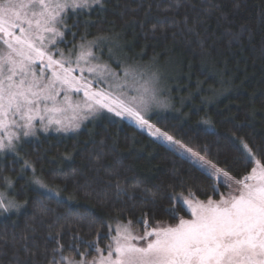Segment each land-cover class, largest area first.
<instances>
[{"label": "trees", "instance_id": "obj_1", "mask_svg": "<svg viewBox=\"0 0 264 264\" xmlns=\"http://www.w3.org/2000/svg\"><path fill=\"white\" fill-rule=\"evenodd\" d=\"M68 26L73 43L103 37L133 64L168 68L186 105L155 127L232 177L253 166L241 143L264 159V0H104ZM214 184L226 192L127 123L105 119L70 138H40L0 157V198L16 207L0 209V264L91 260L89 242L105 248L109 224L174 225L188 216L177 197L219 199Z\"/></svg>", "mask_w": 264, "mask_h": 264}, {"label": "snow or ice", "instance_id": "obj_2", "mask_svg": "<svg viewBox=\"0 0 264 264\" xmlns=\"http://www.w3.org/2000/svg\"><path fill=\"white\" fill-rule=\"evenodd\" d=\"M98 4L101 0H0V130L5 133L0 135V150H14V140L34 135L37 120L45 131L56 125L57 131L67 132L79 128L80 121L89 115L107 110L130 119L173 151L186 154L193 165L216 177L227 191L219 192L214 184L212 190L219 199L209 197L206 201L189 193L191 198L183 203L191 218L181 217L174 225L149 227L144 221L143 234H137L131 221L117 224L105 248L89 242L95 257L80 261L66 257L68 264H264V159H258L248 144L241 143L237 151L253 166L244 176L232 177L151 124L145 113L161 101L147 81L139 83L143 74L125 68L120 77L109 65L93 63L99 60L93 46L103 37L92 41L82 37L74 61L72 50L66 56L56 47L63 41L68 14L76 15ZM77 69L79 77L73 75ZM85 72L94 79L85 77ZM94 83L107 87L93 90ZM81 90L83 107L73 104L68 94ZM129 91L136 94L129 96ZM35 183L45 187L39 180ZM11 207L15 205L0 198V209L8 212Z\"/></svg>", "mask_w": 264, "mask_h": 264}, {"label": "rangeland", "instance_id": "obj_3", "mask_svg": "<svg viewBox=\"0 0 264 264\" xmlns=\"http://www.w3.org/2000/svg\"><path fill=\"white\" fill-rule=\"evenodd\" d=\"M103 1L104 0H101V4L103 3ZM101 4L94 5L91 9H85L79 13H89L91 10L99 7ZM72 15H73L72 13L68 14V17L66 20L67 26H68V22L70 20V16H72ZM71 31H72L71 28L68 26L67 30H65L63 41L59 42L56 47H58L60 50H62L66 56L69 54V50H72L73 51L72 59L74 61L75 55L78 54V52H79V49L77 46L81 42H79V43L74 42L75 43L74 44L72 41L69 40V34ZM102 43H104V42L99 41L98 45L93 46V52H94L95 56L99 58L98 61L93 60V63L100 62V63H105V64L109 65V67L111 69L115 70L117 72L118 76H120V77H123V69H125V68H127L130 71H135L136 73L143 74L139 83L144 84L147 81L148 82L147 86L150 88H154L156 90V93L158 95V99L161 101V105L158 106L156 104H153L151 106V108L149 109V111L145 113V118L148 119L151 124H152L153 120L163 119V118L170 117V116L177 117L181 114L182 111L180 108L184 107L186 105V102L183 99H179L175 95V93L173 92V89H175V88L172 87V85L170 84V81L168 80V76H169L167 74L168 68L161 67L157 64H148V65L133 64L130 61L126 60L124 55L122 53H120L119 50H116L115 48H113V46H109V47L104 46V45H102ZM107 44L110 45L111 42H109ZM51 47L52 46L49 45V48H51ZM81 64H82V66H84L83 62H81ZM72 67L73 68L76 67L75 63L72 64ZM48 74L50 75V73H48ZM73 75L79 77L80 76L79 69H77L73 73ZM83 75L90 80L94 79L93 76L87 72H85ZM100 87H107V85L103 84V83H101V84H95L94 83L93 84V90H96L97 88H100ZM68 94L71 97L73 104H81V107H83V101L85 99L83 90H81L79 93H77L75 91H70ZM135 94L136 93L131 92V91L128 92L129 96H132ZM67 115L71 116L72 112L69 111ZM81 115H83V113H81ZM105 119L110 120V121H116L119 123L130 124V125L136 127L137 129H139L140 131H143L146 134H148L149 136H151L146 129L142 130L130 119H128L126 117H117L114 113L108 112L107 110H102V111H100L94 115H89L86 119H82L80 121V127L79 128H77L75 130H70L67 132L57 131L56 125L50 126L47 129V131H45L43 125H41L39 120H37V121H35V125H36L35 134L27 136V137L21 136L20 139L14 140V142H13L15 145L14 150H11V149L0 150V157L11 156V155L15 156L17 154V151L19 150V148L22 145L37 141L43 137L54 135V136H58V137L70 138V137L76 136L77 134L82 132V130H84L87 126L98 123V122L105 120ZM45 123H46V121H45ZM12 130L16 131L15 129H12ZM0 135H5V133L2 130H0ZM151 137L154 138L160 144H162V145L166 146L167 148H169L170 150H172V147L170 145H168L166 142L162 143L159 140H157L156 137H153V136H151ZM173 152H175V151H173ZM175 153L182 156L183 158L187 159L186 154L182 155L178 152H175ZM211 178H213L216 181V183L219 184L216 177H211ZM221 179H223V177H221ZM225 191H227V189ZM190 198H191L190 196H181L179 199V201L183 204V206L186 208V211L188 212L187 217H182L184 219H190L191 218V213L187 209V205L183 203L184 199H190ZM15 211H16V207H11L9 210V214H13ZM117 224L127 225L128 223H117V222H115V223L109 224L110 239H111V236L115 235L114 230H115ZM131 228H132V226H131ZM132 230L137 234H143V231H144V230L143 231H137V230H134L133 228H132ZM75 261H80V260H75Z\"/></svg>", "mask_w": 264, "mask_h": 264}]
</instances>
